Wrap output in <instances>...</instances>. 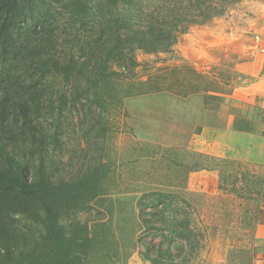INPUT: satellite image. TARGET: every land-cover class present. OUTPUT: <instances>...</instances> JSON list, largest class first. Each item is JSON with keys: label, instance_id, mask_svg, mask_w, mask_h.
Segmentation results:
<instances>
[{"label": "trees", "instance_id": "16d2710c", "mask_svg": "<svg viewBox=\"0 0 264 264\" xmlns=\"http://www.w3.org/2000/svg\"><path fill=\"white\" fill-rule=\"evenodd\" d=\"M239 1L0 0V264L89 263L94 247L105 242V234L99 236L105 228L94 225L98 233L92 237L89 224L73 216L104 193L110 164L98 160L71 178L57 176L67 142L64 120L78 109L81 121L95 129L109 106L124 97L115 63L134 64L136 49L168 51L177 32ZM240 164L233 165L238 171L222 170L220 187L245 199L236 202L249 231L241 238L247 244L234 247L239 264H253L264 175ZM156 192L119 219L131 221L133 246L136 232L143 231L149 241L142 254L150 264H200L205 234L193 204Z\"/></svg>", "mask_w": 264, "mask_h": 264}, {"label": "rangeland", "instance_id": "374dc122", "mask_svg": "<svg viewBox=\"0 0 264 264\" xmlns=\"http://www.w3.org/2000/svg\"><path fill=\"white\" fill-rule=\"evenodd\" d=\"M244 1L230 4L222 15L204 23L189 24L186 31L177 32V41L168 51L136 49L134 64L115 63L124 97L121 104L109 106L95 129L81 121L78 109L64 120L67 142L56 164L57 176L71 178L98 160L110 164L104 193L92 200L88 210L73 216L89 224L92 237L97 232L94 225L105 228L99 232L105 234V242L94 247L88 264H150L142 254L149 236L138 230L134 247L131 221L119 219L129 216L126 212L135 202L157 195L155 191L177 194L178 201L193 204L196 225L205 234L200 264H239L241 253L234 246L247 244L241 238L249 231L236 201L245 199L226 195L220 183L222 170L240 169L234 168V162L249 171L251 166L221 156L220 142L264 125L257 104L244 100L245 89H239L252 80L241 70L242 48L231 39L230 44L201 41L203 47L194 49L191 37L195 30L204 35L208 25L220 20L230 29L249 14ZM221 88L227 89L221 96L205 94ZM215 143L219 146L212 149ZM121 201L127 203L123 206Z\"/></svg>", "mask_w": 264, "mask_h": 264}, {"label": "crops", "instance_id": "0c3cea01", "mask_svg": "<svg viewBox=\"0 0 264 264\" xmlns=\"http://www.w3.org/2000/svg\"><path fill=\"white\" fill-rule=\"evenodd\" d=\"M244 6L249 14L233 26L229 24L230 29H227L228 24H224L225 20H220L208 25L204 35L198 34L195 30V35L191 38L194 49H199L196 48L197 46L203 47L200 45L201 41L208 44L219 42L230 44L231 39L242 48L245 56L240 64L241 70L249 74L252 80L247 87L239 89H245L244 100L257 104L260 114L261 112L263 114L259 122L264 125V0H245ZM217 23L220 25L217 26ZM250 33L254 34L250 35ZM223 140L226 142L219 141L222 147L221 156L237 158L244 164H250L251 172L264 170V126L261 130L239 132L234 134V139L225 137ZM214 146L219 145L213 144L212 149ZM205 172L208 173V171ZM254 235L255 245L258 246L254 264H264V203L261 220L256 226Z\"/></svg>", "mask_w": 264, "mask_h": 264}]
</instances>
